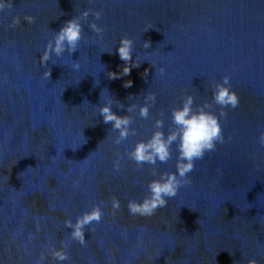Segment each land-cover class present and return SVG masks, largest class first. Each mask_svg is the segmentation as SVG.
Masks as SVG:
<instances>
[{
    "label": "water",
    "instance_id": "95a60500",
    "mask_svg": "<svg viewBox=\"0 0 264 264\" xmlns=\"http://www.w3.org/2000/svg\"><path fill=\"white\" fill-rule=\"evenodd\" d=\"M84 9L102 12L103 32L88 27L90 15L79 48L41 65L52 32ZM13 17L21 22L11 28ZM123 36L134 42L133 60L144 61L109 79L124 65L116 53ZM225 75L239 104L219 119L224 142L195 162L190 183L165 207L129 214V200H141L156 177L127 150L151 135L155 119L167 129L170 109L188 94L219 113L212 88ZM103 89L118 115L142 104L143 93L156 94L147 119L138 108L130 113L136 135L119 145L98 114ZM262 131L264 0H12L0 11V264H35L41 254L44 264H264ZM175 157L173 149L156 170L175 171ZM94 206L102 218L81 244L65 221ZM60 248L67 261L51 255Z\"/></svg>",
    "mask_w": 264,
    "mask_h": 264
},
{
    "label": "clouds",
    "instance_id": "9594fccd",
    "mask_svg": "<svg viewBox=\"0 0 264 264\" xmlns=\"http://www.w3.org/2000/svg\"><path fill=\"white\" fill-rule=\"evenodd\" d=\"M11 7L12 0H0V11ZM90 15L94 19L88 23V27L97 35H100L104 29L96 21L101 18L102 12L99 10L91 12L89 9H84L79 15L66 20L58 31L52 32V37L47 40L44 50L41 52L40 64L46 65L50 60L55 64L57 60L54 57L57 59L61 58L65 53L71 56L79 48L83 38L84 23L88 22ZM34 19L31 15L24 17L27 23H33ZM20 22L19 17H13L9 27L14 28ZM144 47L149 48L150 42L144 41ZM107 52L111 53L112 50ZM133 52V40L127 36L121 37L116 53L119 59L124 62V65L119 73L109 71V79L127 76L130 74L131 68L140 66L144 60L138 61L137 55L133 60ZM71 67L78 69L79 64L74 62ZM159 72L163 75L165 69L160 67ZM50 73L51 69H48L43 72V75L49 79ZM147 74L148 69H145L144 75L147 76ZM131 85V80L124 83V87H131ZM104 93H107V96H102ZM100 98L103 103L99 104L98 114L102 117V122L110 124L111 130L117 133L113 141L117 145L127 140L130 135H136V129L132 127L133 117L130 113L138 108L139 116L142 119H147L150 106L156 103V94L154 92H146L143 93L144 102L142 104L137 106L136 103H132L127 106L126 115H118L113 111V98L108 94L107 89L101 91ZM212 100L215 105L219 106V113L212 111L211 104L196 105L191 94L184 96L178 106L170 109L171 123L167 129H165L163 119H155V130L151 135L146 139L136 141L132 148L127 150L128 159L141 167L150 165L152 167V175L156 177L148 182L146 194L141 200H129L127 204L129 214L147 217L154 215L159 208L165 207L168 200L176 196L180 187L190 183L189 174L194 169L195 162L203 159L206 153L215 150L218 142H224L223 130L219 119L226 115L225 109L236 108L239 104L238 96L230 87L229 76L225 75L220 82H214ZM116 103L118 108L125 107L119 101H116ZM162 115L163 113H161ZM257 143L264 146V131L259 134ZM173 149H175L176 153L175 171L158 172L156 165L166 164L171 160L173 158ZM120 168L119 160L115 161L114 170L119 172ZM112 206L113 208H119V201L116 198H113ZM102 215V209L99 206H94L90 211L78 216L75 222L66 220L65 226L70 229V237L84 244L86 227L93 221L99 222ZM51 255L59 262L69 259L67 251L63 248L53 249ZM45 259L46 257L41 254L35 264H44ZM249 264H255V261H249Z\"/></svg>",
    "mask_w": 264,
    "mask_h": 264
}]
</instances>
